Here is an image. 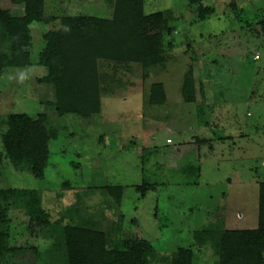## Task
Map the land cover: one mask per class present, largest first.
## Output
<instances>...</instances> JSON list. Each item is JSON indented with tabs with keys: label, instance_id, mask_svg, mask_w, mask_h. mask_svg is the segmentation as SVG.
Instances as JSON below:
<instances>
[{
	"label": "rangeland",
	"instance_id": "rangeland-1",
	"mask_svg": "<svg viewBox=\"0 0 264 264\" xmlns=\"http://www.w3.org/2000/svg\"><path fill=\"white\" fill-rule=\"evenodd\" d=\"M201 4L212 13L199 21L187 0L146 2V13L173 11L171 34L164 37L172 46L164 52L165 63L147 70L138 64H105L113 92L102 95L99 115L88 121L57 117L40 105L36 78L46 74L44 67L3 70L0 120L45 111L49 126L61 128L48 143L43 179L3 161L2 186L39 191L53 220L101 230L110 245L117 238L146 240L158 258L189 248L194 264H214L217 258L197 246L195 232L255 229L258 183L264 180V35L257 25L264 20V0ZM45 11L56 17H112L101 0H45ZM29 29L30 60L36 62L50 27L32 23ZM190 67L196 92L194 103L187 104L181 87ZM25 70L29 78L23 83L9 79ZM154 83L163 85L165 104L148 103ZM144 184L152 189L141 197L136 187ZM105 186L122 187L120 204ZM22 210L21 204L10 203L3 228L20 232L27 220ZM26 240L38 254L22 251L8 264L65 263L57 231L35 227Z\"/></svg>",
	"mask_w": 264,
	"mask_h": 264
},
{
	"label": "trees",
	"instance_id": "trees-1",
	"mask_svg": "<svg viewBox=\"0 0 264 264\" xmlns=\"http://www.w3.org/2000/svg\"><path fill=\"white\" fill-rule=\"evenodd\" d=\"M101 1L112 9L110 19L49 15L45 11V0H0V76L7 68L44 67L46 75L36 80L41 87L37 94L40 105L52 108L57 117L71 115L88 121L99 115L102 95L113 92L106 83L108 75L103 70L104 65L138 64L143 70L163 65L164 52L172 47L170 43L165 45L164 37L171 34L169 23L173 14L171 9L146 13L148 0ZM187 2L199 21L212 13L202 6L201 0ZM32 23L50 27L42 36L44 46L36 62L30 60L29 26ZM257 25L264 35V20ZM195 92L190 67L181 87L184 102L194 103ZM199 94L204 102L202 87ZM165 102L163 85L152 84L148 103L162 105ZM60 128L49 126L45 111L33 117L10 114L0 120V264H8L7 259L16 258L22 251L38 254L35 247L26 244L27 236L35 227L58 232L60 243L57 246L64 252V264H194L195 252L189 248H178L171 256L158 258L151 243L140 238H117L110 245L101 230L65 224L62 218L53 220L42 207L39 191L2 186L3 161L17 171H27L35 179H43L50 156L48 143L58 138ZM98 141L101 143L103 138ZM200 141L206 143L205 139ZM151 189L152 185L145 184L136 187L141 197ZM104 190L120 204L122 187L105 186ZM10 203L21 204L22 213H27L20 232L11 233L10 228H3L9 223ZM193 239L198 247L208 248L217 258L214 264H264V180L258 183L255 229L209 228L195 232Z\"/></svg>",
	"mask_w": 264,
	"mask_h": 264
},
{
	"label": "clouds",
	"instance_id": "clouds-1",
	"mask_svg": "<svg viewBox=\"0 0 264 264\" xmlns=\"http://www.w3.org/2000/svg\"><path fill=\"white\" fill-rule=\"evenodd\" d=\"M27 78H29L28 71H20L15 76H10L9 79H15L17 83H23Z\"/></svg>",
	"mask_w": 264,
	"mask_h": 264
},
{
	"label": "crops",
	"instance_id": "crops-1",
	"mask_svg": "<svg viewBox=\"0 0 264 264\" xmlns=\"http://www.w3.org/2000/svg\"><path fill=\"white\" fill-rule=\"evenodd\" d=\"M45 75H46V74H44V75H43V76H41L40 78L44 77ZM40 78H36V80H37V79H40Z\"/></svg>",
	"mask_w": 264,
	"mask_h": 264
},
{
	"label": "built area",
	"instance_id": "built-area-1",
	"mask_svg": "<svg viewBox=\"0 0 264 264\" xmlns=\"http://www.w3.org/2000/svg\"><path fill=\"white\" fill-rule=\"evenodd\" d=\"M258 58V56H256V59ZM262 165L264 166V162L262 163Z\"/></svg>",
	"mask_w": 264,
	"mask_h": 264
}]
</instances>
